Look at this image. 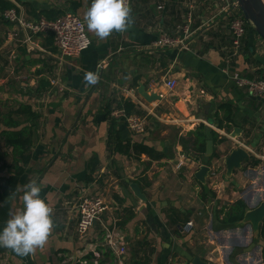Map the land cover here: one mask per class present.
<instances>
[{
    "label": "crops",
    "instance_id": "crops-1",
    "mask_svg": "<svg viewBox=\"0 0 264 264\" xmlns=\"http://www.w3.org/2000/svg\"><path fill=\"white\" fill-rule=\"evenodd\" d=\"M7 1L28 22L71 12L85 23L91 44L78 58L60 60L51 34L0 25V69L9 93L0 104L27 103L37 114L23 174L7 169L10 152L0 143V154L9 156L0 159V184H17L15 195H4L10 213L0 224V264H192L194 258L262 264L264 241L250 226L223 227L214 218L238 200L247 210L264 202V102L230 79H259L264 41L250 31L231 57L229 23L239 11H224L220 0H131L127 9L120 0ZM161 36L185 37L187 49L160 48ZM169 79L177 83L172 92L164 86ZM138 86L161 99L146 103ZM126 101L134 114H146L140 101L158 118L149 116L141 135L122 122L116 129L131 144L165 153L164 159L113 152L105 112ZM201 124L223 140L213 146L219 158L210 165L187 158L179 145ZM238 147L248 158L228 177L224 159ZM200 166L210 169L205 185L194 178ZM92 168L94 180L86 183ZM201 186L213 194H201ZM81 194L101 196L107 207L83 237L75 231ZM125 208L132 210L129 219ZM118 216L127 220L119 227ZM188 221L193 227L185 233ZM108 235L124 254L106 244Z\"/></svg>",
    "mask_w": 264,
    "mask_h": 264
},
{
    "label": "trees",
    "instance_id": "trees-1",
    "mask_svg": "<svg viewBox=\"0 0 264 264\" xmlns=\"http://www.w3.org/2000/svg\"><path fill=\"white\" fill-rule=\"evenodd\" d=\"M14 8V5L7 0H0V25H9V22L3 19L2 14ZM253 30L247 28V33ZM259 79L264 80V69L259 72ZM118 108H121L120 106ZM221 108L226 109V106ZM127 115L134 114L135 106L131 102H124V108ZM110 111L105 112L106 120L110 121L108 142L113 145V152L121 154L127 158L133 160L139 159L140 156L144 155L149 161H158L165 158L166 154L159 152L149 146L143 144H131L129 140H124L121 133L116 129L117 123H124L120 119H115L110 116ZM37 118V114L32 110V107L27 103H14L13 106L7 103L0 104V143L4 151H9L11 164L7 166L8 170L15 171L16 175L24 173V169L31 162V149L33 147V121ZM230 120V119H229ZM231 123V120H230ZM231 126H227L226 129ZM218 129H224L221 124L217 125ZM211 140L213 146H217L223 142L222 139L217 138L212 130L208 129L204 125H199L193 131L186 134L185 139L179 138L180 146L182 147V153L187 158L192 159L195 162H201L203 165H210V161L214 158L218 159L219 154L216 151L208 158H205L206 142ZM9 157L8 154L2 152L0 159ZM92 163V161H91ZM94 180V168L91 169L89 174L86 176V183H91ZM17 184L14 179L2 180L0 184V224L5 223L9 217L10 207L4 195L13 196L16 193ZM201 194H213L211 190L205 186H201ZM114 199L121 202L118 196H114ZM121 204V203H120ZM128 212V218L133 216L131 209H123ZM247 210L245 203L242 200H238L235 203L223 206L215 212L214 218L223 227H235L243 219L244 213ZM123 211V213H125ZM125 221L121 220V216H118L116 225L122 226ZM187 223V222H186ZM258 238L264 241V221L262 222ZM262 264H264V250L262 252Z\"/></svg>",
    "mask_w": 264,
    "mask_h": 264
},
{
    "label": "built area",
    "instance_id": "built-area-1",
    "mask_svg": "<svg viewBox=\"0 0 264 264\" xmlns=\"http://www.w3.org/2000/svg\"><path fill=\"white\" fill-rule=\"evenodd\" d=\"M131 0H120L123 9L129 8ZM224 3L223 10L235 6V2L231 0H220ZM3 19L17 25L22 32H27L29 35H43L51 34L54 40V47L57 56L60 60L78 58L84 51H86L91 42L88 38L85 23L71 12H65L53 20L39 19L35 22L26 21L13 8L3 13ZM249 25L240 16H233L229 23V31L231 34V57H237L242 48V41L247 34ZM184 34L187 36V28H183ZM31 36L25 39L29 42ZM185 37L180 36H161L157 41V46L160 48H177L181 46L182 49H187L184 43ZM230 79L237 87L245 88L247 95L250 98L261 100L264 102V80H249L241 78L235 74L231 75ZM55 85V83L53 82ZM176 81L169 79L164 82V86L168 92H172L176 88ZM138 105L146 111L145 115L130 114L127 115L124 110L118 109L111 113V117L120 119L127 126L128 130L134 135H141L146 132L148 128V117L152 116L158 118L153 110H147L144 102H137ZM107 207L105 200L97 195L81 194L77 203V221L75 231L78 236L83 237L92 228V226L99 221L100 216L106 211ZM193 223L188 221L182 227L185 233L190 232ZM118 255L124 254L125 250L116 242L111 235L107 237L106 243ZM96 264V262H94Z\"/></svg>",
    "mask_w": 264,
    "mask_h": 264
},
{
    "label": "water",
    "instance_id": "water-1",
    "mask_svg": "<svg viewBox=\"0 0 264 264\" xmlns=\"http://www.w3.org/2000/svg\"><path fill=\"white\" fill-rule=\"evenodd\" d=\"M235 6L233 9L239 11L243 19L249 25V28L255 32L260 39L264 40V3L263 0H234ZM138 95L146 102L152 103L159 101L161 98L154 94L147 92L144 86L137 87ZM213 152V145L211 141L206 142V157H210ZM248 158V153L238 147L233 149L230 154L225 157L224 165L226 168V175L229 177L233 170L239 169L243 160ZM210 172L209 167L200 166L198 171L194 174V178L200 184L205 185L206 178ZM134 194L139 196V190L136 186L132 187ZM125 192V191H124ZM264 221V202L254 209L246 210L243 216L241 224L251 227L253 234L258 237L259 228ZM192 264H205L198 258H194Z\"/></svg>",
    "mask_w": 264,
    "mask_h": 264
},
{
    "label": "rangeland",
    "instance_id": "rangeland-1",
    "mask_svg": "<svg viewBox=\"0 0 264 264\" xmlns=\"http://www.w3.org/2000/svg\"><path fill=\"white\" fill-rule=\"evenodd\" d=\"M259 50L264 52V46L263 45H260ZM6 76H7V74L4 71H1V69H0V100H3V98H5L7 96V94H9L6 91L5 82L2 83V81L5 80ZM15 90H17V85H16ZM16 97H18V96H16ZM148 125H149V120H148Z\"/></svg>",
    "mask_w": 264,
    "mask_h": 264
},
{
    "label": "bare ground",
    "instance_id": "bare-ground-1",
    "mask_svg": "<svg viewBox=\"0 0 264 264\" xmlns=\"http://www.w3.org/2000/svg\"><path fill=\"white\" fill-rule=\"evenodd\" d=\"M263 3H264V0H263Z\"/></svg>",
    "mask_w": 264,
    "mask_h": 264
}]
</instances>
